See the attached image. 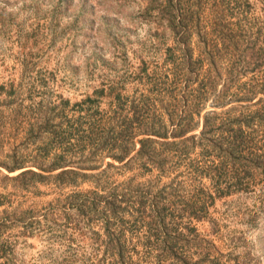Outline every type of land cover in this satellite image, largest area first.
Listing matches in <instances>:
<instances>
[{
	"label": "trees",
	"instance_id": "1",
	"mask_svg": "<svg viewBox=\"0 0 264 264\" xmlns=\"http://www.w3.org/2000/svg\"><path fill=\"white\" fill-rule=\"evenodd\" d=\"M136 1L169 41L156 62L72 101L52 88L54 71L30 66V52L0 82V111L18 107L31 146L25 160H0L2 178L62 191L22 210L24 232L56 246L45 264H256L217 203L253 195L244 218L264 211V25L234 16L264 0ZM10 203L0 193V214L21 211ZM0 264H20L1 231Z\"/></svg>",
	"mask_w": 264,
	"mask_h": 264
},
{
	"label": "rangeland",
	"instance_id": "2",
	"mask_svg": "<svg viewBox=\"0 0 264 264\" xmlns=\"http://www.w3.org/2000/svg\"><path fill=\"white\" fill-rule=\"evenodd\" d=\"M144 6V2L136 0H0V82L16 78L21 67L18 57L30 52L37 56L30 66L54 71L52 88L72 101L91 93L102 78L106 79L104 82H113L135 71L140 60L156 62L169 41L161 38L162 28L138 17ZM234 16L258 29L264 25V6L251 2L244 13ZM134 87L128 83L125 93L130 94ZM104 100L105 97L100 98L101 103ZM27 103L23 100L18 105L22 109ZM17 108L0 111V160H7L9 152L23 160L30 154L31 146L23 144L25 124L22 116H16L21 115L20 111L16 114ZM211 108L218 107L207 101L204 109ZM0 171V193H8L11 200L8 210H21L0 214L3 225L0 231L13 242L20 264H45L48 254L51 258L57 255L56 246L50 251L42 237L24 232L26 221L22 210H39L62 191L49 183H37L25 191L16 187L14 181L3 179L5 171L2 168ZM113 178L120 180L116 174ZM87 187V183L80 185ZM253 201V195L241 194L222 207L217 203V207L219 212L225 207L229 209L225 211L226 225L245 231L254 263L264 264V211L254 220L244 218Z\"/></svg>",
	"mask_w": 264,
	"mask_h": 264
}]
</instances>
